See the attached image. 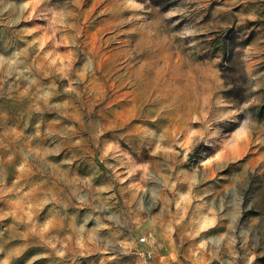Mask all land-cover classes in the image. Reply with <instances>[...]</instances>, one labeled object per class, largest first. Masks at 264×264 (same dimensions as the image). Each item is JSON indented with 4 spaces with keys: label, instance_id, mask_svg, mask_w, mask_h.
<instances>
[{
    "label": "rangeland",
    "instance_id": "rangeland-1",
    "mask_svg": "<svg viewBox=\"0 0 264 264\" xmlns=\"http://www.w3.org/2000/svg\"><path fill=\"white\" fill-rule=\"evenodd\" d=\"M0 264H264V0H0Z\"/></svg>",
    "mask_w": 264,
    "mask_h": 264
}]
</instances>
